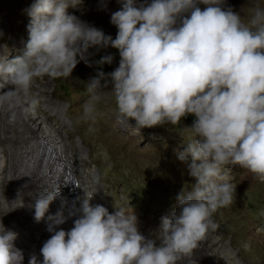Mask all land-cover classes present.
Returning <instances> with one entry per match:
<instances>
[{
  "label": "clouds",
  "instance_id": "clouds-1",
  "mask_svg": "<svg viewBox=\"0 0 264 264\" xmlns=\"http://www.w3.org/2000/svg\"><path fill=\"white\" fill-rule=\"evenodd\" d=\"M78 2L34 0L27 10L31 20L23 55L0 58V88L5 83L14 86L0 94V103L12 102L17 89L27 91L34 78L70 76L80 61L88 63L91 47L116 48L119 66L107 74L98 72L88 83L83 118L95 122L99 90L107 88L109 80L120 125L139 129L178 125L182 117L194 114L188 128L192 138L177 156L181 161L191 157L189 174L196 182L178 193V210L161 218L156 239L141 234L133 211L115 207L110 213L101 204L92 205L96 190L83 188L74 226L69 231L48 228L52 235L40 249L42 264L190 260L199 241L218 228L213 215L232 203L235 188L226 169L239 166L264 182V9L255 8L244 23L231 8L221 7L223 0H152L147 6L118 0L122 7L111 15L118 28L113 39L67 14L69 3ZM197 3L207 7L201 10ZM112 60V55H105L97 63ZM56 190L36 201L37 222ZM57 217L49 219L64 222ZM16 238L15 232L0 229V264H22ZM29 264L40 261L32 256Z\"/></svg>",
  "mask_w": 264,
  "mask_h": 264
},
{
  "label": "rangeland",
  "instance_id": "rangeland-1",
  "mask_svg": "<svg viewBox=\"0 0 264 264\" xmlns=\"http://www.w3.org/2000/svg\"><path fill=\"white\" fill-rule=\"evenodd\" d=\"M33 2L0 0V58L23 55L20 46L25 47L28 39L31 17L27 10ZM151 2L136 0L137 6H147ZM197 6L201 10L207 7L203 3H197ZM121 7L118 0H79L74 6L69 3L66 12L115 39L118 28L111 23V15ZM221 7L231 8L247 23L255 8L264 9V0H223ZM181 19L178 18L177 26ZM105 55L113 56L112 63L98 64L97 61ZM87 57L88 63L80 61L68 77L34 78L26 91L28 102L46 113L47 130L53 126L54 133L60 134L57 139H62L70 156L71 170L72 167V171L79 168L83 172L87 169L84 179L93 187H99L104 207L110 213L115 211V207H123L129 214L133 211L138 218L141 234L156 239L161 218L171 217L178 210V193L183 188L190 189L196 182L189 174L191 157L181 161L177 156V152L183 151L187 141L192 138L188 128L196 117L188 114L181 118L178 125L165 123L142 129L120 125L116 120V103L109 80L108 87L99 90L101 99L96 103L95 122L84 119L83 105L89 98L88 83L100 71L105 74L114 71L120 61L119 50L111 46L99 49L91 47ZM104 83L102 80L101 84ZM46 87L48 89L45 90ZM46 97L58 101V109L65 106L62 116L46 108ZM130 122L135 124L134 120ZM80 147L85 149L83 156L79 155ZM43 158L42 155L38 159L34 173L39 171ZM226 171L235 188L232 203L218 209L213 215L218 228L210 230L199 241L190 260L195 264H264V182L239 166H230ZM7 187L5 182H0V192ZM15 193L16 196L11 198L14 206L31 200V195L23 197L19 190ZM11 200L3 195L0 197L4 207L9 209ZM145 218L153 225L148 230H141L140 220L144 222ZM14 220H17V216L3 212L0 205V224L8 225ZM38 227L34 222L33 228ZM15 233L20 234L19 231ZM33 241L35 243L32 242V245L42 248L41 239ZM190 260L184 259L178 264H190Z\"/></svg>",
  "mask_w": 264,
  "mask_h": 264
},
{
  "label": "bare ground",
  "instance_id": "bare-ground-1",
  "mask_svg": "<svg viewBox=\"0 0 264 264\" xmlns=\"http://www.w3.org/2000/svg\"><path fill=\"white\" fill-rule=\"evenodd\" d=\"M20 49L23 54L24 46H20ZM14 58L15 56H12L9 60ZM0 83L3 81L0 80ZM13 88V85L5 83L4 87L0 88V94L13 90ZM44 101L47 109L50 108L62 116L65 106L58 109L59 102H54L49 97H46ZM47 120L46 113L31 106L24 90L17 89L16 97L12 102L0 103V182L8 185L7 188L1 190L0 197L3 195L11 200L16 196L15 191L17 190L23 197L31 195L28 203L20 204L18 207L12 205L11 200L8 203L10 209L4 207V203L0 201L3 212L17 216V220L8 225L0 224V229L4 227L5 230L20 232L14 241V247L24 254L22 264H29L32 256H36L38 261L42 262L40 247L31 243H35L33 240L41 239L40 242L43 244L49 239L52 235L48 231L50 226L56 230L65 231H69L74 226V220L79 218L78 210L85 196L83 188L88 192L96 190L90 201L92 205L104 206L99 187H93L84 179L88 172L87 169L85 168L83 172L79 168L72 171V167L71 170L70 156L66 152L62 139H57L60 134L54 133L53 126L47 130ZM84 154L85 149L80 147L79 155ZM42 155L45 158L40 161V168L36 174L33 171ZM55 188H57L55 198L49 204L44 218L37 222L34 218L36 201L46 196L49 189ZM61 189L65 192H61ZM57 213L61 214L60 217H57ZM49 217H57L63 219L64 222L62 226H59L55 223V219L50 220ZM34 222L39 225L38 228H33ZM144 222L140 220L141 230H148L153 225L147 219Z\"/></svg>",
  "mask_w": 264,
  "mask_h": 264
}]
</instances>
